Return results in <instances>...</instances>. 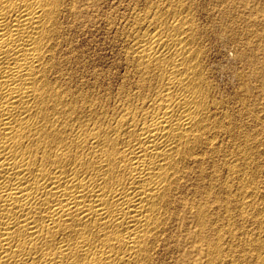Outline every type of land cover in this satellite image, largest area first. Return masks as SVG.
I'll return each mask as SVG.
<instances>
[{
	"label": "bare ground",
	"instance_id": "6f19581e",
	"mask_svg": "<svg viewBox=\"0 0 264 264\" xmlns=\"http://www.w3.org/2000/svg\"><path fill=\"white\" fill-rule=\"evenodd\" d=\"M211 2L0 0V264H264V39Z\"/></svg>",
	"mask_w": 264,
	"mask_h": 264
},
{
	"label": "rangeland",
	"instance_id": "374dc122",
	"mask_svg": "<svg viewBox=\"0 0 264 264\" xmlns=\"http://www.w3.org/2000/svg\"><path fill=\"white\" fill-rule=\"evenodd\" d=\"M123 1V2H122ZM197 1V0H196ZM199 3L198 5L196 4V7H201V6H205V0H198ZM201 1V2H200ZM204 1V3H203ZM211 1V0H210ZM227 1V2H226ZM240 0H212V2L210 3L212 7L214 8H227L228 10H230V12H232V16L234 17L235 14H238V12H242L243 14V28L246 29L244 32L250 31L251 27L254 28L255 30H253L254 33L252 34H256L257 36L254 37V39L256 40H263L264 39V14L262 13V9H264V0H244L243 4L240 5ZM238 2V5H237ZM122 3V4H121ZM129 4V8L131 7V0H117V10H116V15L119 17H117L115 15L116 18H118L117 22L119 21V19L121 18L122 15H124V13L126 12V10L124 9H128V6L126 7V4ZM197 3V2H196ZM127 4V5H128ZM201 4V5H199ZM222 4V5H221ZM246 4V5H245ZM234 5V6H233ZM107 6L108 5H101V10H99L100 13H102L101 11H107ZM250 6V7H249ZM252 6V7H251ZM254 7V9H253ZM123 9V10H122ZM200 9V8H199ZM241 9V10H240ZM250 9V10H249ZM233 10V11H232ZM121 11V12H120ZM261 11V12H260ZM117 12H119L120 14H117ZM254 12V13H253ZM122 14V15H121ZM247 14V15H246ZM263 14V15H262ZM121 15V16H120ZM200 15V13H199ZM198 15V16H199ZM249 15V16H248ZM205 16L201 15V17H198L199 20L203 21L206 20V17L204 19ZM203 18V19H202ZM257 20V21H256ZM205 21H203L202 23H204ZM255 22V23H254ZM252 23L254 24V26L252 25ZM242 25V24H241ZM241 25H239L241 27ZM257 26V27H256ZM232 28L235 26H231ZM246 27V28H245ZM261 27V28H260ZM257 28V29H256ZM236 30L237 27H235ZM260 30V31H258ZM76 32V31H75ZM252 30L249 32L251 33ZM258 32V33H257ZM245 34V35H246ZM259 34V35H258ZM106 36V37H105ZM77 37V38H76ZM76 37H74L76 40V44H79V50L83 51L84 50V54L90 56V58L94 57L95 60L93 61L94 64L96 66H98L99 68H103L106 69L107 67H109V65H111L112 60H114L116 58V49H117V44H118V39L115 42L114 40L111 39L110 35L107 36V34L105 33V30H103V28L101 26H94L91 27L89 26L86 30L85 33H82L80 31L76 32ZM73 38V39H74ZM110 38V39H107ZM250 38V37H249ZM112 40V41H111ZM111 41V42H110ZM113 42V43H112ZM116 44V45H114ZM218 44V45H217ZM217 47H216V46ZM113 46V47H112ZM219 46V47H218ZM227 46H229V44H227ZM81 47V48H80ZM87 48H89L87 50ZM115 48V49H114ZM213 48V49H212ZM211 48V61L213 62L212 65L213 66V79L215 81V83H217L220 91H223L225 93V95H227L228 93V97H232L235 93H236V87L237 84L235 82V80L232 78L229 69L225 68L226 66H228V63L231 65H233L234 61L233 59V52L231 50H224L221 46L220 43L215 42L214 45ZM219 48V49H218ZM83 49V50H82ZM114 49V50H113ZM225 51H223V50ZM216 50V52H215ZM220 52V53H218ZM224 53V54H223ZM93 54V55H92ZM218 54V55H217ZM223 54V56H222ZM232 54V55H231ZM226 55V57H225ZM97 57V58H96ZM109 57V58H108ZM216 57V59H212ZM220 57V58H219ZM214 60V61H213ZM220 60V61H219ZM224 61L227 64H224ZM215 63V64H214ZM217 63V64H216ZM221 64V65H220ZM225 65V66H224ZM218 66V67H217ZM224 66V67H223ZM217 67V69H216ZM221 67L223 69H221ZM225 68V70H224ZM108 69V68H107ZM220 69V70H219ZM217 70V71H214ZM224 71V72H223ZM229 73H228V72ZM219 72V73H218ZM226 72V73H225ZM229 74V75H228ZM225 83V84H224ZM236 85V86H235ZM253 85V83H250V86ZM252 89V86L250 87ZM234 87V88H233ZM234 90H233V89ZM234 92V93H233ZM264 93H262L260 95L256 94V96H254V100L257 103V110H258V116L259 119L262 121V123H260L261 121L259 120L258 123V128L260 130H264ZM229 100V99H228ZM261 101V102H260ZM230 103H232L233 101H230ZM246 119V120H245ZM248 121V122H247ZM243 122L245 124H249V118L247 116H245L243 118ZM260 126V127H259ZM263 129H262V128ZM261 137H264V131L261 132ZM263 148V149H262ZM261 150L262 152L264 151V143L261 146ZM264 153V152H263ZM264 158V154L262 156V159ZM264 161V160H262ZM264 168V167H263ZM261 176H264V173H261Z\"/></svg>",
	"mask_w": 264,
	"mask_h": 264
}]
</instances>
